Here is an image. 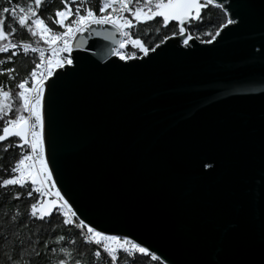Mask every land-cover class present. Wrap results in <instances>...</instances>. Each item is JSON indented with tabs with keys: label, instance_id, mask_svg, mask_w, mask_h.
Wrapping results in <instances>:
<instances>
[{
	"label": "water",
	"instance_id": "1",
	"mask_svg": "<svg viewBox=\"0 0 264 264\" xmlns=\"http://www.w3.org/2000/svg\"><path fill=\"white\" fill-rule=\"evenodd\" d=\"M216 2L238 24L213 44L171 36L124 62L86 32L46 90L57 187L164 264H264V0Z\"/></svg>",
	"mask_w": 264,
	"mask_h": 264
},
{
	"label": "snow or ice",
	"instance_id": "2",
	"mask_svg": "<svg viewBox=\"0 0 264 264\" xmlns=\"http://www.w3.org/2000/svg\"><path fill=\"white\" fill-rule=\"evenodd\" d=\"M133 3L137 5L134 9L130 7ZM43 4L44 0H32L27 6H21L14 0H0V16L10 17L20 28L37 38V44L42 41L47 46L45 49L32 47L29 43H13L10 36L16 32L15 25L9 24L10 31L6 32L5 18H0V41H7L6 44H0V53L21 48L25 55L29 50L39 53V62L31 69L30 79H23L16 85L17 108H13V94L0 87V122L3 125L0 129V153L24 149L23 154H18L13 166L0 169L10 175V178L2 179L0 189L13 202H19L22 193L9 192L8 189L12 187L26 190V198L34 201L24 212L18 208L8 211L6 204L0 206V255L4 256L5 264H33L34 260L38 264L41 259L46 260L47 264H85L84 250L87 249L91 256L89 264H101L103 261L106 264H137L140 257L162 264L161 256L142 242L127 235H109L81 218L82 214H78V210L57 187L46 147V90L54 83L53 78L59 79L62 70H75L78 57L73 55L74 48H84L86 41L76 42L86 32L103 35L104 39L113 41L116 46L111 48V54L119 61H136L144 57L151 59L149 54L156 53L161 44L171 37L165 36L160 43L152 46L144 39L134 38L131 29L149 22H156L163 28L171 26L176 29L172 35L186 36L183 45L189 46L190 42L200 39L199 36L194 38L187 35L189 26H201L204 20L202 13L210 6L223 9L224 5L216 0H101L98 14L90 6L89 0H72V3L63 0V10H56L54 18L48 17L60 29L54 30L39 15ZM237 24L238 21L230 16L218 26L214 34L205 33L210 38L201 39L200 42L213 44L223 29ZM105 25L115 31L101 33L93 27ZM156 31L159 32L160 28H156ZM117 35L120 37L118 40ZM129 47L135 51H129ZM46 51L50 55H46ZM141 53L142 56L139 55ZM18 54L12 51V56ZM3 63L0 60V64ZM7 71L14 72L15 69L9 68ZM3 142L8 143L4 146ZM204 167L213 166L207 163ZM34 194H38L39 198ZM54 218L56 223H53ZM34 224L37 225V231L28 233L26 237L18 234L22 227L31 228ZM67 227L78 230L75 233L78 239H69L68 234L57 233L58 228L63 230ZM49 233L55 237L54 241L40 240L41 234L49 236ZM41 246L45 252L40 251ZM88 246H93L94 250ZM48 253L52 254L51 257Z\"/></svg>",
	"mask_w": 264,
	"mask_h": 264
},
{
	"label": "trees",
	"instance_id": "3",
	"mask_svg": "<svg viewBox=\"0 0 264 264\" xmlns=\"http://www.w3.org/2000/svg\"><path fill=\"white\" fill-rule=\"evenodd\" d=\"M15 3L20 4L21 6H27L28 3L32 2V0H14ZM69 3H72V0H69ZM89 4L91 7H93L94 10H97L101 6V0H89ZM4 6H11L8 4H4ZM74 6V5H73ZM85 6H88L87 4ZM137 5L133 3L130 5L133 9ZM142 6V4H141ZM56 10H63V0H44V4L42 8L39 10V15H41L42 18L46 20V23H49V26L53 27L54 30H60L58 26L53 25L51 21L48 20L49 16H52L54 18V13ZM99 14V13H98ZM127 15V14H126ZM204 16V20L201 22V26L196 27L194 25L189 26L188 33L189 35H192L194 38L199 36L200 39H208L207 35L205 33L211 32L214 34L216 29L221 23H225L227 16L226 14L219 8H216L215 6H210L209 9H205L202 13ZM0 18H5V31L9 32L10 29L8 28L9 24L15 25L16 32L10 36V39L13 43H29L31 46L34 47H41L46 46L43 44V42H39L37 44V38L32 37L31 34L26 30L22 29L16 24L15 21H13L10 17L6 18L4 16H0ZM131 18V17H130ZM159 19V18H158ZM160 28V31L157 32L156 28ZM173 27L163 28L160 24L156 22H149L148 24H141L137 27H134L131 29V33L133 34L134 38H141L146 40V42L149 45L155 46V44L160 43V40L163 39L165 36L171 37L173 36L172 33L175 31ZM7 41H0V44H6ZM129 51H135V49H132L129 47ZM19 53L16 56H12V51H9L7 53H0V60H3L4 63L0 64V87H3L4 90L10 91L13 94V100L15 101L13 103V108H17L19 106L18 98L16 97V92L18 91L16 85L23 79H30V71L34 67L35 63L39 62V59L36 55L27 53L26 55L21 51V49H17L16 51ZM140 56L143 55L142 53L139 54ZM12 56V59H9V57ZM14 68V72H8L7 69ZM2 122H0V129H2ZM1 133V132H0ZM15 142V141H13ZM8 142L4 143V146L7 145ZM24 149H13L10 150L7 154L0 153V169H3L7 166H13L15 163L16 158L18 157V154H23ZM3 178H10V175H6L3 171H0V183H2ZM9 192L15 194L17 192L22 193L21 200L19 202H13L11 201L10 197H6L4 194V190L0 189V206L7 205L8 211H14L15 209H19L21 212H24L25 208L30 205L31 202H34L32 200H29L26 198V190H22L19 188H9ZM36 198L38 197V194H34ZM56 219H53V223H56ZM0 223H2V220H0ZM37 231V225H32L31 228L29 227H22L19 231V235H22V237H26L28 233ZM78 230L74 227H67L63 230L57 229L58 234H68L69 239H78V237L75 235V233ZM46 239L53 240L55 239L54 236H51L49 233V236H45L44 234H41L40 240L44 241ZM55 246V245H54ZM79 246V245H78ZM5 248H8L7 245L4 246ZM58 247V246H57ZM89 249H93V246H88ZM94 250V249H93ZM41 252H45L46 250L41 246L40 248ZM84 260L85 264H89V261L91 260L90 254H88L87 249L84 250ZM51 253H48V256L51 257ZM0 264H5V259L3 255H0ZM33 264H37V262L34 260ZM38 264H47V261L44 259H41ZM101 264H106V261L101 262ZM137 264H156V262H152L149 259H145L143 257L138 258ZM162 264H164L162 262Z\"/></svg>",
	"mask_w": 264,
	"mask_h": 264
},
{
	"label": "built area",
	"instance_id": "4",
	"mask_svg": "<svg viewBox=\"0 0 264 264\" xmlns=\"http://www.w3.org/2000/svg\"><path fill=\"white\" fill-rule=\"evenodd\" d=\"M32 47H34V46H32ZM41 48H45V49H47V46H41ZM10 51H17V49H16V50H10ZM21 51L23 52V49H22V48H21ZM28 53H31V54L36 55V56L38 57V59H39V53H32L30 50H29ZM46 55H50V53L46 51ZM29 86H30V85H29Z\"/></svg>",
	"mask_w": 264,
	"mask_h": 264
}]
</instances>
